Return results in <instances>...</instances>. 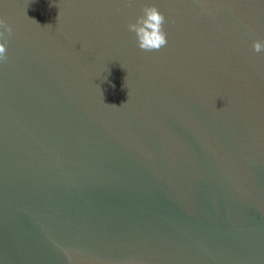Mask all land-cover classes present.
<instances>
[{
  "label": "water",
  "instance_id": "water-1",
  "mask_svg": "<svg viewBox=\"0 0 264 264\" xmlns=\"http://www.w3.org/2000/svg\"><path fill=\"white\" fill-rule=\"evenodd\" d=\"M150 6L168 43L147 52L128 25ZM0 20V264H264V0Z\"/></svg>",
  "mask_w": 264,
  "mask_h": 264
},
{
  "label": "clouds",
  "instance_id": "clouds-1",
  "mask_svg": "<svg viewBox=\"0 0 264 264\" xmlns=\"http://www.w3.org/2000/svg\"><path fill=\"white\" fill-rule=\"evenodd\" d=\"M165 16L155 6L145 7L143 15L139 17L136 23H129L128 29L136 34L138 47L142 51H159L168 43L167 33L164 31ZM0 41L7 35H12L13 29L5 20H0ZM256 53L264 52V43L257 41L253 44ZM7 49L4 42H0V61L7 60ZM115 106V105H111ZM116 107V106H115Z\"/></svg>",
  "mask_w": 264,
  "mask_h": 264
}]
</instances>
